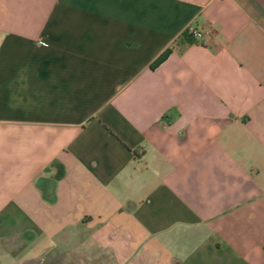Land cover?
<instances>
[{
    "label": "crops",
    "instance_id": "1",
    "mask_svg": "<svg viewBox=\"0 0 264 264\" xmlns=\"http://www.w3.org/2000/svg\"><path fill=\"white\" fill-rule=\"evenodd\" d=\"M85 239L264 264V0H0V264Z\"/></svg>",
    "mask_w": 264,
    "mask_h": 264
},
{
    "label": "rangeland",
    "instance_id": "2",
    "mask_svg": "<svg viewBox=\"0 0 264 264\" xmlns=\"http://www.w3.org/2000/svg\"><path fill=\"white\" fill-rule=\"evenodd\" d=\"M59 246V244H57ZM84 247H78V243L74 241L71 245L68 246V255L66 254V259L72 258L71 264H120L116 259H111L107 257L109 254V250L104 252L107 248L103 245H93V243L89 239H85L83 242ZM115 244L114 246H117ZM68 264V263H67Z\"/></svg>",
    "mask_w": 264,
    "mask_h": 264
},
{
    "label": "built area",
    "instance_id": "3",
    "mask_svg": "<svg viewBox=\"0 0 264 264\" xmlns=\"http://www.w3.org/2000/svg\"><path fill=\"white\" fill-rule=\"evenodd\" d=\"M188 31L190 35L196 39H203L205 37V31L204 30H198L191 28L190 26L188 27Z\"/></svg>",
    "mask_w": 264,
    "mask_h": 264
},
{
    "label": "trees",
    "instance_id": "4",
    "mask_svg": "<svg viewBox=\"0 0 264 264\" xmlns=\"http://www.w3.org/2000/svg\"><path fill=\"white\" fill-rule=\"evenodd\" d=\"M167 55V53H164L162 56H160L155 62L158 64V63H160L164 58H165V56ZM60 175H61V173H60V171H58V177H60Z\"/></svg>",
    "mask_w": 264,
    "mask_h": 264
}]
</instances>
